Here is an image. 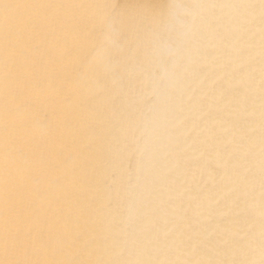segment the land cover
<instances>
[{
    "label": "snow or ice",
    "instance_id": "snow-or-ice-1",
    "mask_svg": "<svg viewBox=\"0 0 264 264\" xmlns=\"http://www.w3.org/2000/svg\"><path fill=\"white\" fill-rule=\"evenodd\" d=\"M144 7L148 11L138 19L116 15L114 6L100 3L0 0V264H264V0L183 5L209 11L199 18L174 17L175 5ZM216 9L236 14L216 17ZM173 22H199L226 41L248 39L246 47L223 53L239 63L211 89L224 131L236 133L228 158L242 165L235 173L241 186L227 197L241 227L197 228L186 209L171 221L173 228L150 220L129 242L97 209L108 112L120 97L110 95L106 84L91 92L101 102L93 111L82 110L70 135L100 128L92 141L97 151L81 150L77 160H70V154L49 148L28 131L22 91L69 38L87 44L103 36L99 47L117 64L129 56L147 62L141 25L163 30ZM109 42L113 47H106ZM127 102L129 107L136 103L131 87ZM126 131H133L131 124ZM257 235L259 260L253 258Z\"/></svg>",
    "mask_w": 264,
    "mask_h": 264
},
{
    "label": "bare ground",
    "instance_id": "bare-ground-1",
    "mask_svg": "<svg viewBox=\"0 0 264 264\" xmlns=\"http://www.w3.org/2000/svg\"><path fill=\"white\" fill-rule=\"evenodd\" d=\"M114 6L116 15L141 18L144 6L175 5L174 17L209 15L183 5L224 4L259 0H63ZM258 14V9L256 10ZM234 9H216V17L235 15ZM224 31L231 30L229 28ZM256 42L258 45V25ZM140 39L148 49L144 62L132 57L117 64L99 45L103 36L87 44H66L53 50V63L23 89V118L28 131L49 148L77 160L82 151L96 152L92 141L100 128H88L80 137L70 135L82 110L101 102L91 92L108 86L120 102L108 112L109 126L96 177L100 190L97 209L131 242L150 220L160 224L178 219L187 209L197 228L209 231L237 229L236 211L229 192L241 186L235 174L242 165L228 158L235 130L224 131L222 114L211 89L226 79L239 61L223 53L248 45L246 37L224 40L199 22L170 23L157 30L141 25ZM106 47H113L111 42ZM258 53V46L256 49ZM258 79V76H257ZM130 87L136 103L129 107ZM129 124L132 132L126 131ZM256 190L258 194V179ZM111 200L110 206L106 201ZM258 216V208H257ZM258 232V230H257ZM254 259H260L257 235Z\"/></svg>",
    "mask_w": 264,
    "mask_h": 264
}]
</instances>
